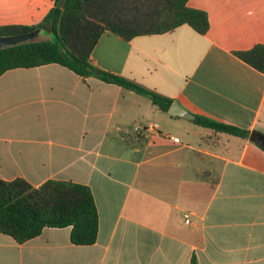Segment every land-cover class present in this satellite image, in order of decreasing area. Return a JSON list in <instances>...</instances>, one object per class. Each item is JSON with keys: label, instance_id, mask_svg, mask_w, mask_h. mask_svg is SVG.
Wrapping results in <instances>:
<instances>
[{"label": "crops", "instance_id": "crops-1", "mask_svg": "<svg viewBox=\"0 0 264 264\" xmlns=\"http://www.w3.org/2000/svg\"><path fill=\"white\" fill-rule=\"evenodd\" d=\"M55 1L0 0V25L38 24ZM188 5L207 12L205 34L188 24L130 40L105 31L91 62L249 136L200 130L146 95L57 63L6 71L0 178L89 185L99 232L90 245L73 243L71 227L25 243L0 232V264H264V72L237 55L264 44V0ZM147 121L161 133L137 134Z\"/></svg>", "mask_w": 264, "mask_h": 264}, {"label": "trees", "instance_id": "trees-1", "mask_svg": "<svg viewBox=\"0 0 264 264\" xmlns=\"http://www.w3.org/2000/svg\"><path fill=\"white\" fill-rule=\"evenodd\" d=\"M189 0H56L38 24L0 25V35L42 31L44 38L0 49V76L14 68L50 63L68 67L88 77L99 72L108 81L151 98L163 111L173 100L140 83L99 70L91 55L105 31L123 39L171 31L182 24L205 34L210 28L206 11L190 7ZM247 63L264 72V44L237 52ZM196 125L215 134L249 136V131L213 118L196 115ZM264 148V146H263ZM45 227H71V241L78 245L96 242L99 212L87 184L49 179L34 186L25 178H0V232L18 243L39 236ZM192 264H197L196 258Z\"/></svg>", "mask_w": 264, "mask_h": 264}, {"label": "water", "instance_id": "water-1", "mask_svg": "<svg viewBox=\"0 0 264 264\" xmlns=\"http://www.w3.org/2000/svg\"><path fill=\"white\" fill-rule=\"evenodd\" d=\"M41 39H42L41 35H38V31L11 34V35H0V49L4 47L14 46V45H17L19 43H22L28 40L36 41V40H41ZM96 74H99V72H97ZM169 112L173 115H177V116L189 119V120H194L196 118L195 114L190 112L187 108H185L178 101H174L171 104L169 108Z\"/></svg>", "mask_w": 264, "mask_h": 264}, {"label": "built area", "instance_id": "built-area-1", "mask_svg": "<svg viewBox=\"0 0 264 264\" xmlns=\"http://www.w3.org/2000/svg\"><path fill=\"white\" fill-rule=\"evenodd\" d=\"M134 130L137 134H144V136L148 137L152 134L161 133V125L156 121H147L144 124H136ZM170 137L175 142H180V138L178 136ZM184 217L186 223H191L190 213H185Z\"/></svg>", "mask_w": 264, "mask_h": 264}, {"label": "rangeland", "instance_id": "rangeland-1", "mask_svg": "<svg viewBox=\"0 0 264 264\" xmlns=\"http://www.w3.org/2000/svg\"><path fill=\"white\" fill-rule=\"evenodd\" d=\"M38 35H41V31L38 32ZM41 38H44V36L41 35ZM196 127H197V128H200V130H202V127H200V126H198V125H196Z\"/></svg>", "mask_w": 264, "mask_h": 264}]
</instances>
